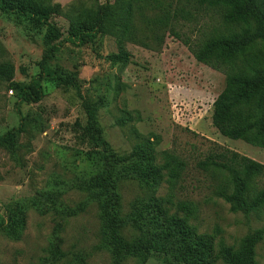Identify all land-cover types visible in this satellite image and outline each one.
Returning a JSON list of instances; mask_svg holds the SVG:
<instances>
[{"label":"rangeland","instance_id":"1","mask_svg":"<svg viewBox=\"0 0 264 264\" xmlns=\"http://www.w3.org/2000/svg\"><path fill=\"white\" fill-rule=\"evenodd\" d=\"M106 1L46 0L55 12L50 22L63 33L47 71L77 83L95 107L104 139L133 170L117 183L124 238L141 237L138 222L151 218L150 206L157 199L169 215L186 218L213 244L215 264H226L223 248H238L262 232L255 258L264 264V207L249 215L233 212L217 195L211 173L198 167L221 147L264 164V149L224 137L212 122L228 74L249 63L259 47L234 66L198 61L192 49L240 29L224 20L221 8L199 0H134L125 38L124 0H109L111 13L94 42L73 43V23ZM47 30L48 25L0 10V130L25 128L15 152L0 148V221L6 224L9 210H23L26 216L18 240L0 226V264H67L76 256L85 257L86 264H173L163 255L116 259L106 247L99 206L85 188L98 175L99 164L96 150L84 141L87 118L78 92L41 80L43 100L26 103L11 88V82L30 85L40 76ZM120 44L132 55L127 66L108 59L119 53ZM148 140L153 148L147 157L155 156L158 166L169 155L183 163L176 178L164 171L155 187L138 172V153ZM261 190L264 176L254 183V192Z\"/></svg>","mask_w":264,"mask_h":264},{"label":"trees","instance_id":"2","mask_svg":"<svg viewBox=\"0 0 264 264\" xmlns=\"http://www.w3.org/2000/svg\"><path fill=\"white\" fill-rule=\"evenodd\" d=\"M199 1L221 8L224 20L238 25L240 29L214 37L198 50L192 49L198 61L214 67L234 66L239 60H245L257 47L260 49L249 63H243L228 74L227 87L214 103L213 125L224 137L242 140L264 149V0ZM122 9L125 14L122 25L125 38L134 10V0H124ZM0 10L29 19L36 25H48L45 38L47 52L40 65V76L30 85L17 82L10 84L17 91L19 100L26 103L42 101L45 91L39 83L41 80H49L61 88L74 89L82 99V108L87 118L86 125L82 127L84 141L96 150L99 164L98 175L85 188L99 206L107 237L106 247L112 255L116 259H147L163 255L168 256L173 264H215L213 244L199 235L186 218L169 215L157 199L150 206L148 214L151 218L144 221L146 217H143L138 222L141 237L133 241L124 238L117 183L132 169H126L125 160L104 139L97 124L95 107L81 95L77 83L63 75L47 71V63L63 43L62 31L55 23L50 22L55 13L53 7L48 6L46 0H0ZM111 10L112 5L107 0L97 12L84 13L82 20L73 23L69 39L78 45L86 44L89 39L94 42L96 33L102 31ZM131 58L132 55L123 44H120L119 53L108 56L113 63L123 66L129 65ZM123 120L128 119L126 117ZM24 132L23 125L6 133L0 130V148H10L15 152L19 136ZM152 148L150 140L140 148L138 172L148 185L155 187L163 179L164 171H168L171 178H176L179 169H183V163L178 157L169 155L167 163L158 166L155 156L147 157ZM198 167L205 173H211L216 183L217 195L231 206L233 212L249 215L264 207V190L254 192L255 180L264 176V164L221 147L200 161ZM183 207L191 210L188 205L184 204ZM142 223L146 226L144 230ZM0 226H3L10 239H20L26 226L25 211L9 210L6 224L0 221ZM261 238L262 232H258L245 238L238 248H223L222 256L226 264H257L255 248ZM67 264H86V259L76 256L75 260L69 259Z\"/></svg>","mask_w":264,"mask_h":264}]
</instances>
